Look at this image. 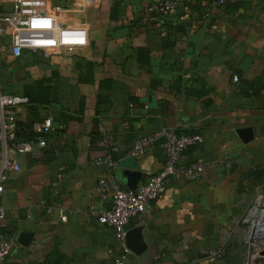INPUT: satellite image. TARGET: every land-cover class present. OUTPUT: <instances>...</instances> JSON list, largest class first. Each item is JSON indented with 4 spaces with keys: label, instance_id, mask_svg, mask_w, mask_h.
<instances>
[{
    "label": "crops",
    "instance_id": "1",
    "mask_svg": "<svg viewBox=\"0 0 264 264\" xmlns=\"http://www.w3.org/2000/svg\"><path fill=\"white\" fill-rule=\"evenodd\" d=\"M71 1L86 10L95 0ZM162 1L119 0L113 19V0L99 15L85 11L88 19L80 24L88 42L71 53L24 50L15 58L8 40H0V87L24 95L25 87L43 82L49 90L46 103L15 110L14 122L53 120L40 157H15L19 169L2 195L0 233L16 241L32 233L29 245L17 242L4 264H113L112 230L97 222L108 208L98 201L97 181L134 189L157 173L162 140L137 162H128V153L137 137L165 129L200 134L202 143L187 148L181 161L209 167L199 180H172L130 220L128 230L142 227L147 250L140 256L129 251L126 264L244 261L245 216L264 187V0H227L218 7L213 0H183L166 17L148 15L147 8ZM65 17L54 14L57 22ZM141 49L148 53L144 63ZM99 82L106 89L98 91ZM96 94L107 102L95 116ZM83 97L81 121L65 120ZM247 127L254 139L243 144L236 130ZM101 131L112 133L119 149L113 170L94 163L102 154ZM220 248L226 250L221 259L204 254Z\"/></svg>",
    "mask_w": 264,
    "mask_h": 264
},
{
    "label": "built area",
    "instance_id": "2",
    "mask_svg": "<svg viewBox=\"0 0 264 264\" xmlns=\"http://www.w3.org/2000/svg\"><path fill=\"white\" fill-rule=\"evenodd\" d=\"M182 1L163 0L159 4L149 6L147 12L166 17ZM224 2L225 0H213L212 6H222ZM2 39L8 40L11 54L18 58L24 50L40 51L44 54L74 52L86 46L88 32L82 24L57 22L47 6V0H0V40ZM28 104L29 99L26 96L5 93L0 87V222L5 218L2 195L11 174L19 169L15 157L23 154L40 157L46 147L44 137L52 131L53 120L46 117L32 124V132L39 136L36 141L17 140V127L13 115L15 110ZM100 133L102 154L94 163L105 170H113L117 164L114 157L119 152L117 143L112 133L107 131ZM158 140H162L163 166L157 173L148 176L141 185L134 189L121 188L109 183L105 178L97 181L95 190L98 201L108 204V208L97 216V222L112 230L118 249L113 256V264H126V256L129 253L126 247V233L130 220L144 213L151 202L166 191L172 180H199L209 167V164L199 161L189 163L181 161L182 154L187 148L202 143L200 134H183L168 129L137 137L128 153L129 158L138 161ZM225 166L228 167V164ZM51 185L53 193L58 194V183L52 181ZM259 198L260 214L253 223H250L246 218ZM261 213H264V187L245 216L244 221L248 226L256 228L252 230V227H249L246 231L247 248L244 264H264V234H260L262 229H259V226H264ZM64 219L62 216L61 220ZM251 239L261 241L254 246L249 244ZM16 245L14 236L0 233V264H4ZM225 253V248L204 252L206 257L213 259H221Z\"/></svg>",
    "mask_w": 264,
    "mask_h": 264
},
{
    "label": "trees",
    "instance_id": "3",
    "mask_svg": "<svg viewBox=\"0 0 264 264\" xmlns=\"http://www.w3.org/2000/svg\"><path fill=\"white\" fill-rule=\"evenodd\" d=\"M65 1L68 2V0H65ZM113 1L114 2L111 5V7L109 6V8H108L110 19H113V16L119 12V2H118L119 0H113ZM226 1L227 0H225V2L223 4L224 6H225ZM107 3H108V0H95V1H92L88 4L86 10L82 6H81V8H84L85 11L90 12L92 14L99 15L100 12H102L103 10H105L108 7ZM181 3H183V2H180L178 4V6ZM151 6H153V5H151ZM148 15H150L151 17L153 16V17L161 18V16L156 14V13H148ZM164 46H165V43H164ZM167 46H169V45H167ZM147 54L148 53L146 50H144V49L139 50V61L142 63L148 61ZM42 84H43V82H35L32 86L24 88V96H26L29 99V104L27 106H29L31 104H35V103L36 104H44L48 101L47 95H48L49 90L47 88L43 87ZM104 84L105 83H103V82L98 83V91L106 89ZM245 89L249 93L253 92L252 87H245ZM87 101H88V99L86 97L81 98L78 111L74 114V116H67L65 118V120H69V121L73 120V121H78V122L81 121V117H83L84 112L87 109ZM106 102H107V99H105L103 96H100L99 94H96L95 109L93 111V114L95 116L98 115L100 112L99 106L103 105ZM132 104L138 106V104H139L138 100L136 98L132 97ZM30 108H31V106H30ZM40 120H42V119H35V120L32 119V120L27 121V122H17L16 123L17 140L22 141V142H34V141H36L37 138H39V136L37 134L33 133L31 128H32L33 123L38 122ZM59 132H62V130H59ZM97 136H98L97 141H99V143H100L101 142V133H99ZM48 137H49V135L44 137V139L46 140V143H47ZM114 159L117 160V155L114 157Z\"/></svg>",
    "mask_w": 264,
    "mask_h": 264
},
{
    "label": "water",
    "instance_id": "4",
    "mask_svg": "<svg viewBox=\"0 0 264 264\" xmlns=\"http://www.w3.org/2000/svg\"><path fill=\"white\" fill-rule=\"evenodd\" d=\"M236 135L243 144H248L254 139L253 129L250 127L239 128L236 130ZM128 162H137L132 158H128ZM132 188V187H130ZM32 233L22 232L17 238L18 244L27 247L30 243ZM126 247L134 255L140 256L147 250V245L143 241L142 227H132L126 233Z\"/></svg>",
    "mask_w": 264,
    "mask_h": 264
},
{
    "label": "rangeland",
    "instance_id": "5",
    "mask_svg": "<svg viewBox=\"0 0 264 264\" xmlns=\"http://www.w3.org/2000/svg\"><path fill=\"white\" fill-rule=\"evenodd\" d=\"M47 6L48 8L52 11V15L56 14L57 12H66V17L64 18V22L65 23H71V24H80L83 21L88 19V15L85 12L84 8H81V6L79 4H77V2L73 3L71 2H66L65 0H47ZM71 14H78V17L76 18V20H73L71 16ZM85 17H87L86 19H84ZM2 89V88H1ZM3 92L5 93H9V94H13L11 91L9 90H4L2 89ZM264 220V217L262 218ZM248 221V220H246ZM255 221V220H254ZM253 221V222H254ZM250 223V220L248 221ZM245 229V238H246V231L248 230L249 227H252V230L256 228V226H243ZM260 229V228H259ZM244 238V239H245ZM263 240V239H262ZM261 240H250L249 244H252L254 246L257 245V243H259ZM243 245V252L246 251L247 245L245 243H242ZM245 256V255H244ZM245 263V257H244V261L239 262L238 264H244Z\"/></svg>",
    "mask_w": 264,
    "mask_h": 264
},
{
    "label": "bare ground",
    "instance_id": "6",
    "mask_svg": "<svg viewBox=\"0 0 264 264\" xmlns=\"http://www.w3.org/2000/svg\"><path fill=\"white\" fill-rule=\"evenodd\" d=\"M259 202H260V198L256 200V203H255V206L253 209H251V211L249 212L246 220H250L251 222H253L260 214V211H259V208H258V205H259ZM261 217L263 218L264 217V213H261ZM261 230V233L260 234H264V226H259Z\"/></svg>",
    "mask_w": 264,
    "mask_h": 264
}]
</instances>
